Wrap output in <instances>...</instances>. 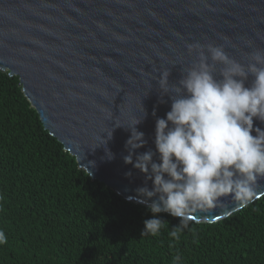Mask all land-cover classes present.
Returning a JSON list of instances; mask_svg holds the SVG:
<instances>
[{
	"label": "water",
	"instance_id": "obj_1",
	"mask_svg": "<svg viewBox=\"0 0 264 264\" xmlns=\"http://www.w3.org/2000/svg\"><path fill=\"white\" fill-rule=\"evenodd\" d=\"M196 43L206 55L207 45L223 46L246 67L250 53L264 50V0H0V70L19 75L44 126L79 166L132 202L145 175L124 162L128 127L146 113L136 128L147 144L133 161L155 152L156 119L171 110L168 95L160 103L159 76L170 70V86L178 84L199 62L187 47ZM222 68L216 64V79ZM257 126L264 129L254 118ZM153 159L159 162L158 154ZM259 183L261 197L264 180ZM224 202L193 221L217 222L243 208Z\"/></svg>",
	"mask_w": 264,
	"mask_h": 264
},
{
	"label": "trees",
	"instance_id": "obj_2",
	"mask_svg": "<svg viewBox=\"0 0 264 264\" xmlns=\"http://www.w3.org/2000/svg\"><path fill=\"white\" fill-rule=\"evenodd\" d=\"M168 222L141 237L152 218L89 176L44 126L19 75L0 70V264H264V195L217 222H195L171 241ZM170 242L174 247H169Z\"/></svg>",
	"mask_w": 264,
	"mask_h": 264
},
{
	"label": "clouds",
	"instance_id": "obj_3",
	"mask_svg": "<svg viewBox=\"0 0 264 264\" xmlns=\"http://www.w3.org/2000/svg\"><path fill=\"white\" fill-rule=\"evenodd\" d=\"M187 47L189 53H198L199 62L182 75L178 84L170 86V70L159 76L160 103L168 95L171 110L165 118L156 119L155 152L149 149L137 154L133 161L135 150L147 144L145 134L136 128L147 115L144 108V118L134 120L128 127V155L123 159L145 175V186L136 189V200L152 213V218L143 221L141 237H156L168 226L159 218L160 213L180 218L179 225L168 231L171 241L178 242L185 229L195 236L196 230L189 224L196 214L227 206L224 199L245 207L260 198L264 129L254 127V118L264 123V50L250 53L245 67L231 59L223 46L207 45L208 55L199 43ZM209 55L212 63L208 62ZM216 64L223 65L222 79L213 74ZM249 75L254 79L246 87ZM106 153L109 160L114 158L110 150L106 149ZM156 154L159 162L153 159ZM125 175L131 176V172ZM147 181L152 182L151 190ZM6 243L7 236L0 230V245ZM169 247L174 243L170 242ZM180 261L181 255L175 254L173 264Z\"/></svg>",
	"mask_w": 264,
	"mask_h": 264
},
{
	"label": "rangeland",
	"instance_id": "obj_4",
	"mask_svg": "<svg viewBox=\"0 0 264 264\" xmlns=\"http://www.w3.org/2000/svg\"><path fill=\"white\" fill-rule=\"evenodd\" d=\"M134 203H136V204H141V203H137V202H134ZM141 205H144V204H141Z\"/></svg>",
	"mask_w": 264,
	"mask_h": 264
}]
</instances>
